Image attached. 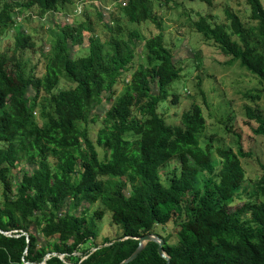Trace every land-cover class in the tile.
Instances as JSON below:
<instances>
[{
	"label": "trees",
	"instance_id": "obj_1",
	"mask_svg": "<svg viewBox=\"0 0 264 264\" xmlns=\"http://www.w3.org/2000/svg\"><path fill=\"white\" fill-rule=\"evenodd\" d=\"M150 1L126 0L121 9L130 24L150 22L160 31L144 39L143 64L136 60L142 37L119 26H106L110 36L104 43L90 35L87 54L79 57H73L70 46H82L83 34H92L90 27L59 28L40 77L23 73L19 56L33 48L29 36L20 32L15 37L11 55L0 52V230L8 234L0 233V264H119L137 248L136 238L149 233L164 241L169 264H264V166L251 197L233 208L244 184L242 148H218L214 160L212 148L200 142L205 119L197 105L182 113L179 125L167 124L158 113L170 96L176 101L170 89L179 83L182 69L164 43ZM244 1L255 25L226 11L227 26L201 16L193 28L252 74L264 96V7L260 0ZM68 2L12 0L0 5V33L16 25V10L35 9L44 16ZM61 80L73 86L59 89ZM120 81L123 91L103 119L91 116L104 94L108 101L114 97ZM41 94L48 96L49 105L42 103ZM37 110L46 124H39ZM247 116L259 123L255 132L264 135L263 119L250 109ZM98 121L93 142L88 126ZM96 146L103 150V160ZM23 161L35 167L23 169L16 179L13 171ZM170 163L176 165L165 185L160 171ZM97 202L122 229L118 238L101 244L94 243L93 219L85 218V211L78 213L84 204ZM94 215L102 218L100 212ZM174 219L179 220L175 243L154 231ZM38 235L56 240L43 246ZM105 244L110 245L97 249ZM50 253L63 258L45 259ZM128 264L166 261L157 244L149 242Z\"/></svg>",
	"mask_w": 264,
	"mask_h": 264
},
{
	"label": "rangeland",
	"instance_id": "obj_2",
	"mask_svg": "<svg viewBox=\"0 0 264 264\" xmlns=\"http://www.w3.org/2000/svg\"><path fill=\"white\" fill-rule=\"evenodd\" d=\"M12 0H0V5L9 4ZM264 7V0H260ZM126 0H69L56 8L55 11L40 16L35 9L28 11L16 10L13 14L16 25L6 32L0 33V52L8 50L9 55L15 45V37L20 32L29 36L33 48L21 50L23 73L28 78L40 77L45 72V55H48L52 43L59 28L73 25L90 27L92 34L85 32L82 46H70L73 57L87 54L88 38L96 35L104 43L110 36L108 29L119 26L126 31H136L142 41L137 43L136 60L144 63V39L157 35L160 31L156 25L146 22L140 25L130 24L122 14V3ZM152 12L161 20V33L165 45L171 50L174 62L182 69L179 83L174 84L170 93L177 99L168 98L167 105L160 106L158 113L165 122L170 125H179L182 113L190 110L192 105L201 108L205 119V129L201 138L202 146L209 145L212 148V157L217 158L216 149L237 150L238 146L246 154L240 160L244 175V184L239 199L231 205L239 207L250 198L253 192V183L262 175L264 166V135L256 133L259 123L247 116L250 109L258 114L264 121V96L258 80L239 63L225 56L219 47L211 40L197 33L193 23L201 16L206 17L212 24H224L227 26L226 11L236 13L246 25H255L249 20V8L244 0H212L211 5H206L198 0H151ZM80 10V13L77 12ZM106 46V44H105ZM264 53V49L261 50ZM129 79V75L125 81ZM121 81L114 88V97L108 101L103 95L99 104H94L91 116L98 115L100 121L107 110L123 91ZM73 85L61 80L59 89H68ZM48 96L41 94V101L46 106ZM46 113H51L46 109ZM37 110L34 115L40 125L47 123V119L41 118ZM52 115V114H51ZM100 121L89 124V138L95 142ZM51 139H55L54 132ZM99 158L103 160V150L96 146ZM49 163L54 164L50 158ZM170 163L160 171L161 181L167 184L170 170L175 167ZM35 167L29 161L21 162L13 176L20 178L22 170H32ZM15 188V187H14ZM85 211V218L93 219L97 230L96 244H101L105 239L118 238L122 229L111 222V213L97 202L91 206L84 204L78 213ZM100 212L102 218L94 214ZM179 229V220L174 219L165 225H156L154 231L163 237L170 236L175 243V234ZM41 245H47L56 240L46 239L38 235ZM90 242L84 246L89 248ZM80 256V253H76Z\"/></svg>",
	"mask_w": 264,
	"mask_h": 264
},
{
	"label": "water",
	"instance_id": "obj_3",
	"mask_svg": "<svg viewBox=\"0 0 264 264\" xmlns=\"http://www.w3.org/2000/svg\"><path fill=\"white\" fill-rule=\"evenodd\" d=\"M0 233L8 235L7 233L2 232L1 230H0ZM126 239L127 238H123V239H119L116 241H122V240H126ZM136 240H138L137 248L134 250V252L126 260L122 261L119 264H128V263L132 262L142 252V250L144 249L146 244L149 242H153V243L157 244L158 254L160 255V257H162L166 261V264H169L170 258L165 254V252L163 250L164 241L161 238H159L156 234H154V233L145 234L139 238H136ZM27 243H28V238H27ZM108 245H110V244L98 246L97 249L108 246ZM95 250H96V248H92L91 252H94ZM50 256H57L60 259L63 258V255H61V254L50 253V254H47L45 256V259H48ZM85 258L86 257H84L83 259H85ZM41 264H44V263H41Z\"/></svg>",
	"mask_w": 264,
	"mask_h": 264
},
{
	"label": "built area",
	"instance_id": "obj_4",
	"mask_svg": "<svg viewBox=\"0 0 264 264\" xmlns=\"http://www.w3.org/2000/svg\"><path fill=\"white\" fill-rule=\"evenodd\" d=\"M122 5L124 6V5H125V2H123V3H122ZM77 12H79V13H80V10H78Z\"/></svg>",
	"mask_w": 264,
	"mask_h": 264
}]
</instances>
